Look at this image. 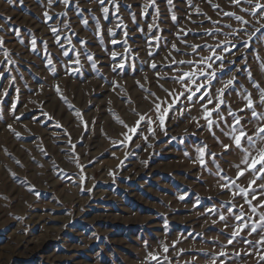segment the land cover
Here are the masks:
<instances>
[{
  "label": "rangeland",
  "instance_id": "obj_1",
  "mask_svg": "<svg viewBox=\"0 0 264 264\" xmlns=\"http://www.w3.org/2000/svg\"><path fill=\"white\" fill-rule=\"evenodd\" d=\"M118 2L121 5L119 14L111 0H106L109 17L100 18L101 35L98 37L92 16L101 17V14L95 3L80 0V11L76 9L75 0L67 9L61 4H54L53 19L46 24L41 16L44 0H40V4L37 0H24L23 5L18 2L9 5L5 0H0V17L12 18L10 24L3 25L5 31L0 35L4 36L5 48L11 53L10 59L13 61L7 64L0 50V70L7 65L11 71L6 72L5 77H16L11 87L7 78L0 79L3 86L0 91L7 89L9 92L0 105V264H141L148 251L157 252L162 264H168L164 260L162 245L169 246L168 260L172 264H208L209 259L226 245L225 237L231 228L220 234L223 223L214 225L213 221H218L219 217L208 209L215 207L218 212L229 216L225 211L229 205L225 202L232 199L231 192L221 191L217 186L219 176L215 174L216 167L209 156H205V161L213 174L210 175L200 166L196 159L199 155L197 149L207 145L209 150L218 154L217 163L225 177L221 183H229L230 187L229 178L235 179L236 165L244 167L241 162L243 153L233 150L230 155L219 156L221 149L212 135L206 128H198L190 119H199V104L202 102H198L190 112L186 111L183 117L170 113L171 119L166 122L167 136L157 129L153 139L141 125L138 133L149 135L147 143L153 145L151 148L136 136L130 144H122L121 133L126 129L115 117L131 125L137 117L130 107L154 116V112L149 111L154 107L151 98L145 100L143 97L151 91L161 99L165 98L161 84L169 90L180 89L181 86L171 80L157 81L153 74L156 70L146 63L149 49L156 53L155 60L159 66L162 58L171 51L170 43L176 42L180 28L192 29L187 38L190 44L215 45L217 39L222 40L229 33L226 24H231L232 29L240 27L239 22L224 17L222 12L245 14L230 5L229 0H211V4L207 0H174L172 11L168 10L166 0H157L160 17L154 30L156 35L162 36V40L149 43L152 33L147 25L153 23L154 9L149 8L148 14L143 15L141 9L145 0ZM129 4L132 5L131 9L125 7ZM215 4H219L220 8L214 9L212 5ZM88 8L92 9V13L87 11ZM197 8L206 15L198 14ZM63 11L68 12L67 17L55 15ZM173 11L178 18L175 25L171 21ZM218 12L221 14L217 15ZM132 15H136L144 31L130 33L132 53L125 62L124 70L113 73L108 51H122V47L111 44L112 37L108 36L106 30L120 21L128 29H133ZM207 17H211V20ZM245 18L250 19L246 15ZM82 19L89 20L87 27L81 23ZM215 20L221 23L213 24ZM61 21L69 23L71 27L64 29ZM0 24H3V19H0ZM49 26L61 28L63 47L55 44ZM244 27L251 32L254 25ZM16 28L20 30L19 37L14 35ZM209 28H220L221 34L216 38L201 39L200 36ZM116 33V38L122 40V30L116 29ZM33 35L37 39L36 52L30 48V37ZM69 37L76 50L81 52L80 65L73 63L75 52L69 51L68 57L62 55L65 49L71 47ZM81 39L87 44L80 45ZM229 39L232 37L229 36ZM261 40H264V29L250 41L247 58L257 80L264 86V75L259 72L260 61L255 59L257 52L264 57ZM44 41L48 44L47 53L43 50ZM178 47L181 54L173 53L176 59H198L199 55L207 54L197 53L186 57L183 53L190 50L179 43ZM85 49L96 59V70L87 60ZM241 52H244L243 48ZM137 54L138 57L133 58ZM46 57L53 60L55 76L47 69ZM75 67L81 70L66 71ZM176 67L186 70L185 65H173L174 69ZM161 71L167 72L168 69L162 67ZM244 75L240 73V83L247 88ZM223 78L228 77L224 75ZM112 81L119 83L120 95L110 87ZM136 81H140L143 88ZM56 85L66 100H61L56 94ZM219 86L214 82V88ZM238 92L228 94V103L234 111L242 103ZM122 97L130 98L132 104L129 105ZM13 102L17 104L15 115L20 117L19 120H14V113L9 111ZM184 104L181 97L180 105ZM77 111L81 112L83 121L75 116ZM42 112H48L54 118L49 120ZM225 116L227 121H232L227 113ZM57 122L62 125L61 128L55 127ZM85 123L88 125L87 131L84 130ZM8 124L20 133L19 137L8 131ZM200 124H204V121L200 120ZM214 131L220 140L225 143L229 141L220 128ZM223 131H229L227 123L223 125ZM65 132L68 135H64ZM69 137L76 144L74 150L68 143ZM126 152L130 153L127 159ZM75 157L79 158L87 178L84 192L80 191L81 173ZM122 160L124 163L120 165ZM143 161H147V164ZM109 172L113 174L109 175ZM238 183L240 187L246 186V182ZM88 188L92 189L91 193L87 191ZM179 194H185L186 199L178 200ZM243 202L240 196L235 198L233 215L241 211L239 204ZM261 211L264 209H258L256 215ZM248 215L250 212L245 205V220ZM229 223L238 222L229 216ZM257 238L253 236L247 239L254 241ZM174 243L175 249L171 247ZM179 250H183L182 253ZM226 250L230 253L253 251L239 238ZM223 259L228 264H256L254 258L244 255L230 254Z\"/></svg>",
  "mask_w": 264,
  "mask_h": 264
},
{
  "label": "snow or ice",
  "instance_id": "obj_2",
  "mask_svg": "<svg viewBox=\"0 0 264 264\" xmlns=\"http://www.w3.org/2000/svg\"><path fill=\"white\" fill-rule=\"evenodd\" d=\"M5 2L9 5H13L17 2L23 5L24 0H5ZM72 2L73 0H44V10L41 12L43 22L47 24L48 21L53 19L52 9L54 4H61L65 9H67L69 4ZM87 2L95 3L99 6L101 17H96L93 15L92 19L95 21L94 26L96 29V35L100 37V18L108 19L110 9L105 6L106 0H87ZM111 2L114 5L116 13L119 14L121 5L119 4L118 0H111ZM207 2L211 4V0H207ZM37 3L40 4V0H37ZM229 3L233 7L238 8L240 12L250 17V19H246L245 15H238L235 11H223L222 15L224 17H228L239 22L240 27L232 29L231 24H226L225 27L230 29L229 33L224 35L222 40L217 39L215 45L207 43L190 44L188 43L187 38L189 34L192 33V29L185 30V28H180L179 32L176 34V42L170 43L171 51H169L162 58V64L159 66L155 60L156 53L149 49L146 52V56L149 58L146 63L148 64L149 68L156 70L153 74L156 76L157 81L159 82L160 80H164L167 82V80H171L174 83H178L181 87L179 90H169L168 88H164L163 84H161L160 88L166 94L165 98L161 99L155 92L151 91L148 92V96L143 97L145 100L151 98V103L154 107L150 108L149 111L154 112V116H150L148 112L140 113L135 107H130V111L137 117V119L131 125L125 123L123 120H120L119 117L115 118L121 125H123L124 129H126L125 132L121 133L123 136V140L121 141L122 144H130L133 141V137L136 136L137 138L142 139L147 144L148 148H151L153 145L147 143L149 140V135L155 139L157 129L163 132L165 136L168 135L166 122L170 121L171 119L170 113L175 114L177 117H183L186 111L190 112L192 108L197 106L198 102H202L199 104V119H197V117H190V119L197 124L198 128H206V130L212 135L213 139L221 149V152L219 153L220 157L230 155L233 153V150H236L243 153L241 162L244 165L242 168L239 165H236L235 179L229 178L231 182L230 187L229 183H221L225 177L222 175L223 169L217 163L218 154L209 150L207 145L197 149L199 155L196 159L200 166L203 169L209 171L210 175L213 174L205 161V156H209L211 158V163L216 167L215 174L219 176L217 186L221 189V191L228 190L231 192L232 199L225 202L227 205H229L225 211L229 214V216H231L233 220L238 222L235 224H230L229 216H226L223 212H218L217 208L215 207L208 209L209 212L217 213L219 217L218 221H213L214 225L217 222L223 223V228L220 234H224V232L231 228L230 233L225 237L226 245L221 247L220 251L209 259L208 264H228V261L223 258L229 257L230 254L234 256L244 255L252 257L256 260V264H264V211H261L258 216L256 215L258 209H264V86H262V82L257 80L252 70L251 63L247 58V52L251 48L250 41L255 37L256 33H259L262 29H264V0H229ZM166 4L169 6L168 10L172 11L174 7V0H166ZM75 5L76 9L80 11V0H75ZM125 7L131 9L132 5L129 4ZM212 7L214 9H219L220 5L215 4L212 5ZM149 8L154 9L155 12L153 23L147 25L148 31L152 33L149 43H152L153 40L158 43L162 40V36L156 35L154 30L158 27L156 21L160 17V10L157 5V0H145L143 8L141 9V13L143 15H147ZM87 11L92 13L91 8H88ZM196 11L198 14L206 15L204 13H200L199 8H197ZM220 14L221 13L219 12L217 13V15ZM55 15L67 17L68 12L63 11L55 13ZM0 19H3V24H0V33H3L5 31L3 25L10 24L12 18L0 17ZM189 19H191L190 16ZM207 19L211 20V17H207ZM131 21L134 25L133 29H128V26L120 21L116 23L113 28H108L106 30L108 36L112 37L110 41L111 44H120L122 47V51H108V55L112 61L111 72L113 73H119L120 71L124 70L125 62L129 54L132 53V49L129 46L130 33L132 31H144V29L140 27L136 15L131 16ZM171 21L174 25L178 23V18L174 11L171 15ZM81 23L87 27L89 25V20L82 19ZM212 23L219 25L221 21L215 20L212 21ZM61 24L63 25L64 29L71 27L69 23L64 21H61ZM250 24L254 25L251 32L247 27H244ZM202 26L203 23L201 22L200 27ZM49 27L55 44L58 47H63L60 39L61 28L51 26ZM116 29L122 30V40L116 38ZM220 34V28H216L215 30L209 28L205 30V33L202 34L200 38H216ZM14 35L16 37L20 36V30L18 28L14 29ZM229 36H231L232 39H229ZM67 39L71 47L69 49H65L62 52V55L64 57H68L69 51L75 52L76 59L73 61V63L75 65H80L81 61L79 57L81 52L76 50V45L73 44V41L70 37ZM20 43H23V40H20ZM178 43L184 45L186 49L190 50V52L183 53V55L186 57H190L197 53L207 52V54L199 55L198 59H176V56L173 55V53L177 55L181 54V49L178 47ZM5 44L6 41L4 36L0 35V50L3 52L4 60L7 62V64H12L13 61L10 59L11 53L5 48ZM79 44L82 46L86 45L87 41L81 39ZM261 44H264V40H261ZM30 48L32 52L37 51V39L34 35L30 37ZM241 48L244 49V52H241ZM43 50L45 53H47V41L43 42ZM84 54L86 55L87 60L91 63L92 69L96 70L97 62L94 56L92 54H88L86 49ZM137 57L138 54L133 58ZM46 58L47 69L55 76L56 67L53 64V60L50 57ZM255 59L260 61L259 72L264 75V57H261L259 52H257L255 54ZM173 65H185L186 70L179 67L174 69ZM129 67H132V65H129ZM162 67H167L168 71L162 72ZM80 70V67L66 69V71L72 72H79ZM9 71H11V69L7 68V65H5V68L0 70V79L7 78L9 81V87H11L15 84L16 77H5V73ZM241 72L245 74L244 79L248 85L247 88H245L244 85L240 83ZM169 73L172 74L169 75ZM224 75H227L228 78L224 79ZM145 80L147 81V76H145ZM214 82L220 86L214 88ZM136 83L138 86L143 88V84L140 81H136ZM2 87L3 86L0 85V88ZM110 87L114 92L117 93V95L121 94L119 91L120 85L118 82L112 81ZM237 90H239L238 94L242 97V103L234 111L231 105L228 103V94H236ZM16 91L18 92L19 90L17 89ZM55 91L61 100H66L62 94V90L58 85L55 86ZM8 95L9 92L7 89L0 91V105L4 103L3 98L7 97ZM181 97H183L185 101L183 106L180 105ZM122 99L127 100L129 105L132 104L130 98L122 97ZM109 103H111V101H109ZM16 109L17 104L13 102L10 105L9 111L14 113V120H19L20 117L15 115ZM237 112L239 115H237ZM225 113H227V116L232 118V121L226 120ZM42 114L49 120L54 118L48 112H42ZM75 116L83 121L81 112L77 111ZM200 120H203L204 124L201 125ZM225 123L228 125V132L223 131V125ZM141 125L147 129L149 135H143L142 132L138 133V130L141 129ZM153 125L156 127H152ZM55 127L61 128L62 125L57 122ZM7 128L9 132H12L15 136L19 137L20 133L16 132L11 124H8ZM216 128H220L222 134L229 137V141L227 143L217 137V134L214 131ZM84 130H88L87 123H85ZM195 134L196 133H193V135ZM64 135H68V133L65 132ZM257 141H259V144H257ZM68 143L71 144V148L73 150L76 148V144L72 143L71 137H69ZM137 147H139V145H137ZM41 151L47 155V152H45L43 149ZM129 155L130 153L126 152L125 159H127ZM184 155L187 156L188 153L185 152ZM75 159L77 167L80 169L81 173L79 177L80 191L84 192L86 190L85 181L87 178L83 174L84 169L79 163V158L75 157ZM16 163L19 164L20 162L16 161ZM123 163L124 161L122 160L120 165H123ZM143 163L147 164V161H143ZM120 165H118V167ZM112 174V172H109V175ZM13 179H15L14 173ZM238 181L246 182V186L240 187ZM232 189L235 190L232 191ZM87 191L91 193L92 189L88 188ZM237 196H240L244 202L239 204L241 211L233 215L234 209L236 208L234 200ZM177 199L184 201L186 199V195L179 194ZM245 205H247V210L250 212L247 220H245ZM220 207H224V205H220ZM248 221H251V223L249 224ZM253 236L258 238L254 241L247 239L248 237ZM238 238L241 243L249 245L253 251L245 250L243 253L240 251H232L231 253L227 251V246L233 245ZM257 246H259V250H257ZM161 247L164 253V260L168 261V264H172V262L168 260L169 246L162 245ZM171 247L175 249L176 243H174ZM179 251L182 253L183 250ZM153 262H155V264H162L160 255L157 252L148 251L141 264H153ZM245 264H247V262H245Z\"/></svg>",
  "mask_w": 264,
  "mask_h": 264
}]
</instances>
